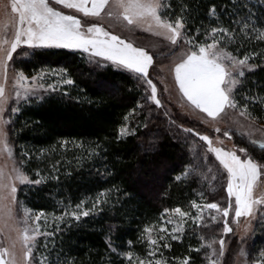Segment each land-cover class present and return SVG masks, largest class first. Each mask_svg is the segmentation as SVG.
Instances as JSON below:
<instances>
[{"label":"trees","instance_id":"16d2710c","mask_svg":"<svg viewBox=\"0 0 264 264\" xmlns=\"http://www.w3.org/2000/svg\"><path fill=\"white\" fill-rule=\"evenodd\" d=\"M7 1L1 12L18 19ZM163 2L170 5L161 10L163 17H183V33L197 42H208L206 34L215 27L234 32V39H225L228 49L255 63L234 97L238 107L247 105L250 115L264 123V0ZM213 6L216 14L210 15ZM242 19L247 28L238 22ZM15 67L27 75L54 69L74 81L22 104L10 125L23 170L31 181H40L22 187L19 199L31 210L62 217L45 244V264H134L147 254L145 229L159 226L166 210L188 212L193 202L224 197L227 172L215 154L164 104L150 100L138 73L92 64L84 52L64 48L34 49ZM122 127H127L123 136ZM235 141L252 158L264 157L243 133H236ZM97 199L101 202L87 217L64 215L77 205L92 209ZM255 224L249 264L264 255V210ZM221 228L213 221L189 222L162 255L169 264L185 258L203 264V242L214 241Z\"/></svg>","mask_w":264,"mask_h":264},{"label":"snow or ice","instance_id":"6c2138e0","mask_svg":"<svg viewBox=\"0 0 264 264\" xmlns=\"http://www.w3.org/2000/svg\"><path fill=\"white\" fill-rule=\"evenodd\" d=\"M53 4L61 5L64 9H74L76 12L83 14L84 17H99L111 4L112 7L122 10L119 15L127 24H147L149 30L154 28L156 30L155 34L163 36L173 45L182 36L181 30L185 27L183 17H178L174 21L165 19L161 10L170 7V5H165L163 0H11V12L18 17L15 21L14 37L10 41L0 39V51H4L2 47L4 44L10 45L6 53V59H11L12 53L22 43L29 48H64L90 52L94 57L110 61L117 68L128 69L142 75L151 89L150 99L157 106L160 105V101L156 96V85L151 79H147L149 67L153 63L151 55L144 49L134 47L131 43L105 31L98 25L88 26L85 32L82 30L80 19L75 15L65 14L52 6ZM107 14L109 16L113 15L111 11ZM209 14H216L215 6L209 10ZM238 22L243 23L244 28L248 27L246 20L242 19ZM6 27L7 25H5V30ZM211 33L213 34L212 43L199 44L196 46V50L185 53L180 62L175 65L174 73L179 91L190 104L208 117L216 119L227 108L234 109L237 107L233 95L234 89L240 83L239 77L245 75L243 69L247 68L252 71L253 66L248 64L249 56L245 55L242 59L235 57L225 47L221 46L222 41L216 38L219 35L224 39H234L233 31L226 28H212ZM260 35L264 36V32H261ZM185 43L192 44L193 41L185 38ZM32 79L35 81L37 77ZM26 80L27 78L23 73L17 75L16 83L18 87L24 89L25 96L29 92L24 84ZM63 83L73 84L74 81L66 78ZM49 87L55 90L53 86L49 85ZM20 94V92H17V97ZM4 103V88L0 86V112L4 111ZM246 112L247 105L244 106V111L240 114L245 115ZM185 131L191 132L192 130L185 129ZM216 131H219V129H216ZM125 134H127V129L121 128L120 135ZM195 135H198L207 144L208 151L215 154L216 160L227 172L226 191L229 198H234V202L230 200L228 206L224 208H221L217 203H207L203 208L215 210L217 213L222 214L224 218L223 232L225 234L230 233L233 231L228 222L230 210H234V220L238 222L241 217L251 216L255 205L264 204V199L254 198L253 195L257 182L264 176V164L253 159L246 148L238 150L244 154L245 158H242L237 154V151L213 147L212 140L206 135H200L199 133H195ZM224 135L228 136L229 134L225 132ZM249 136L251 137V133H249ZM249 143L264 152V140L250 138ZM0 151L7 152L11 156L6 134L2 130H0ZM13 172L14 177H5L3 171L0 170V203L7 201L9 197H11L13 203L15 202L17 188L12 183H6V180H15L19 183L29 182L28 176L20 168L13 167ZM32 182L40 183L39 180ZM104 195V193L100 194L101 197ZM100 202L97 199L96 203L93 204V208L89 210H80L81 205H77V211L65 212L64 215L79 220L81 216L87 217ZM192 207L198 210L197 216L193 219H201L200 212L203 211L201 206L193 202ZM4 210H6V215H11V209L6 204L3 205V209H0V211ZM173 211L181 218L189 215L180 208H175ZM29 218L30 214L26 210L25 225H27ZM40 218L41 216L37 215L33 221L36 226L32 229L31 235L28 227H24L20 231V239L26 248V260L32 255L29 241H33L37 234L50 235V233H40ZM61 218L58 217L57 219ZM210 219L215 221L216 217L211 216ZM145 231L149 230L145 229ZM160 231L164 232L166 229L161 228ZM172 231L176 232L178 229L173 228ZM163 238V236L160 237V239ZM172 239L175 240L178 237L173 235ZM148 243L156 245L157 241L149 239ZM213 243L215 241L210 242L207 247L211 248ZM219 246V256L223 257V239H220ZM164 247H168V245L165 244ZM149 254L152 255V253ZM215 254V251H213L212 255ZM8 256L9 250L0 248V264H15V258L9 260L7 259ZM45 261L46 258L41 260L40 264H45ZM139 264H144V262L140 261ZM149 264H152V262L150 261ZM155 264H164V262L156 260ZM183 264H188V258H185ZM209 264H218V262L209 257Z\"/></svg>","mask_w":264,"mask_h":264},{"label":"rangeland","instance_id":"374dc122","mask_svg":"<svg viewBox=\"0 0 264 264\" xmlns=\"http://www.w3.org/2000/svg\"><path fill=\"white\" fill-rule=\"evenodd\" d=\"M4 1L5 0H2V3H0V39H8L10 41L14 37L15 21L17 19L13 20L10 17H6L1 12V9L6 6L3 5ZM7 2L10 3L11 7V0H8ZM52 6L63 11L65 14L75 15L81 20L82 30L85 32L88 26L93 24L98 25L105 31L120 37L128 43H131L134 47L144 49L149 55H151L153 57V63L149 67L147 79H151L156 85V96L160 101V105L164 104V107L169 110L170 114L173 113L174 117L176 116L178 120L182 121L184 127L190 128L193 132L199 133L200 135L208 136L212 140L213 147L223 148L229 151H237L238 155H240L242 158H245L244 154L238 151L241 147L235 141L236 133H243L244 136L249 140L250 138L264 140V123H259L257 119L251 116L248 111L245 115H241L240 113L244 111L243 107L237 106L234 109L227 108L225 112L219 117L212 119L191 105L190 102L179 91V86L175 81V65L180 62L185 53L191 50H196V46L199 44H204L202 42H197L192 38L186 37L183 33V29L181 30L182 36L178 38L177 43L173 45L163 36L155 34L156 30L154 28L149 30L147 24H127V22L124 21L119 15L120 11L122 10L112 7L111 4L105 9L104 12L101 13L99 17H84L83 14L76 12L74 9H64L61 5L55 4ZM109 11L113 13L112 16L107 14ZM5 25H7L6 30ZM185 38L191 39L193 43H185ZM216 38L222 41L221 46L225 47L228 52L232 53V51L228 49V42L224 38L220 37L219 35H217ZM206 40L208 41L206 43H212L213 34L211 32L206 34ZM2 47L4 51H0V86L4 88L5 103L4 111L0 112V130L6 134L8 147L11 150V156H9L7 152L0 151V170L3 171L5 177H14L15 174L13 172V167L20 168L25 175L27 174L23 170L22 163L18 154L15 152L13 143L11 142L12 134L10 125L13 121V118L19 113L22 104L32 100H40L47 94L62 89L67 84L63 83V80L66 78L54 69H43L33 75H27L22 70L15 67L17 59L27 57V55L37 48H29L27 45L22 43L17 47L16 51L12 53V58L6 59V53L10 45L4 44ZM84 53L87 55L92 64L111 63L110 61H104L99 57L92 56L90 52ZM232 55L241 59L244 57H239L237 54L233 53ZM248 64L253 66V69L255 68V63L252 62L251 58L249 59ZM243 70L245 75L249 71L247 68H244ZM19 73H23L27 78V80L24 81L25 87L29 89V92L26 96L24 94V89L18 87L16 83L17 75ZM140 76L146 83V79L142 75ZM244 76L239 77L240 83ZM33 77H37V79L34 81L32 79ZM240 83L236 86L234 92ZM49 85L53 86L55 90L50 88ZM146 86L148 88L149 95L151 96V89L147 83ZM17 92L21 93L19 97H17ZM172 109L175 111L172 112ZM122 128L127 129V127ZM216 129H219V131H216ZM225 132H228L229 135L225 136ZM249 133H251V137L249 136ZM202 142L205 145L206 151H208L207 144L204 141ZM255 160L264 164V159H262V156ZM28 178L29 182L25 183H19L15 180H6V183H12L17 188L15 193V202L13 203L11 197H9L7 201L0 203V209H3V205L5 204L11 209L10 216L5 214L6 210L0 211V248H7L9 250V256L7 259L11 260L14 257L15 264H40L41 260L46 258V256L43 255L45 251L44 249L46 248L45 244H47L48 238L52 235L56 225L55 220L58 218L57 216L50 215L45 212L31 210L26 205H24L22 200L19 199L18 193L20 189L25 185L33 184L29 176ZM226 188L227 182L225 186V195L222 197V200L208 203H217L221 208H224L228 206L230 200L234 202V198L228 197ZM253 195L254 198L264 199V176H262L257 182V186L254 189ZM196 204L200 205L201 209H203V211L200 212V216L202 217L201 219H193L197 216L198 212V210L195 208H192V210L188 212L182 210L183 212L189 214L183 218H181L173 210H170L166 211L162 223L159 226H152L148 228L149 231L144 232L147 241L152 239L156 240L157 243L156 245H150L148 243L147 254L143 258L136 257L134 259V264H139L140 261H143L144 264H149L150 261L152 264H155L156 260H162L164 264H169L162 255L163 248H165L164 245L167 244L169 240H173V235H176L178 238H180L184 231L185 225L189 222H196L200 224L206 221H213L210 219L211 216L216 217V220L213 222L220 225L222 230L220 235L214 239L215 243L212 244L211 248L207 247L211 241L203 242L205 248V262H203V264H209V257H211L212 260H216L218 264L251 263L250 259L248 258L249 254H251L250 250L248 249L250 248L249 242L252 237L251 231L255 228V222L258 216L262 215L263 213L264 204L255 205L253 214L247 218L241 217L238 222L234 220V210H230L228 222L233 231L227 234L223 232L224 218L222 214L217 213L215 210L203 208V206L207 203L202 201H198ZM26 210L30 214L27 225L24 223ZM80 210H87V208L81 206ZM75 211H77V208ZM37 215L41 216L39 220L40 233H50V235L37 234L33 241H29V245L32 248V255L28 260H26V248L23 241L20 239V231L24 227H28L29 234L31 235L32 229L36 226L33 221ZM161 228L166 229V231L161 232ZM173 228L178 229V231L173 232ZM161 236L164 238L160 239ZM220 239L224 240L223 257L219 256ZM206 249L208 250L207 252ZM213 251H215V255H212ZM149 253H152V255ZM129 257L130 255H127L128 259ZM258 259L260 260L258 261ZM183 261L184 260H176L173 261L172 264H183ZM252 263L264 264V255L256 256L253 258Z\"/></svg>","mask_w":264,"mask_h":264}]
</instances>
